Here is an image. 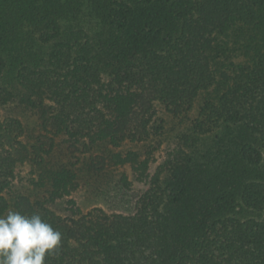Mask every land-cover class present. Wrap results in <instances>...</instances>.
Masks as SVG:
<instances>
[{
    "label": "trees",
    "instance_id": "obj_1",
    "mask_svg": "<svg viewBox=\"0 0 264 264\" xmlns=\"http://www.w3.org/2000/svg\"><path fill=\"white\" fill-rule=\"evenodd\" d=\"M128 144L146 158L102 148ZM93 151L95 169L62 157ZM107 161L149 187L85 211L74 194ZM10 210L61 232L47 264H264V0H0Z\"/></svg>",
    "mask_w": 264,
    "mask_h": 264
},
{
    "label": "rangeland",
    "instance_id": "obj_2",
    "mask_svg": "<svg viewBox=\"0 0 264 264\" xmlns=\"http://www.w3.org/2000/svg\"><path fill=\"white\" fill-rule=\"evenodd\" d=\"M34 119L30 120L31 126H34L33 122ZM105 148V154L108 155V152H122L126 154L128 151H137L141 154V159H145V151L146 148L144 145H135V144H128L125 145L123 148L120 149H114L112 147H102ZM104 151V150H103ZM108 151V152H107ZM96 151H93V155L90 154H84L82 152H76L73 155H68V157H63L64 162L70 161L73 163L71 166L73 169H95V163L98 161ZM164 153L159 150L155 152L152 155V159L150 160V168L149 171L153 173L159 163L163 159ZM92 156V157H91ZM107 167H104L103 169H109L107 170V174H102V176H88L86 177L85 182L83 183L82 187L74 194V198L78 201L79 205L82 209L85 211H88L94 207H101L105 210L112 212V211H121L125 210V206H130V201L133 200V197L135 193L145 192L149 185L144 182L138 180V177L132 166L130 164L124 165V166H111L109 162L107 161ZM94 164V167H93ZM21 172L17 179V184L19 183V180L22 178L25 183L26 180L30 178V171L32 169L31 165L26 164L23 167L20 168ZM126 173L128 175V178L131 182V188L132 190L130 192H125V194H122V192H119L120 190V179L121 175ZM33 177V176H31ZM89 177V178H88ZM28 185H24V190L26 192L33 191L29 190L27 187ZM35 196V195H34ZM66 207L64 204V201H61L58 204V210H61L62 208ZM128 207V206H127ZM63 213V211L61 210Z\"/></svg>",
    "mask_w": 264,
    "mask_h": 264
},
{
    "label": "clouds",
    "instance_id": "obj_3",
    "mask_svg": "<svg viewBox=\"0 0 264 264\" xmlns=\"http://www.w3.org/2000/svg\"><path fill=\"white\" fill-rule=\"evenodd\" d=\"M62 244L61 232L39 214L0 216V264H47Z\"/></svg>",
    "mask_w": 264,
    "mask_h": 264
}]
</instances>
